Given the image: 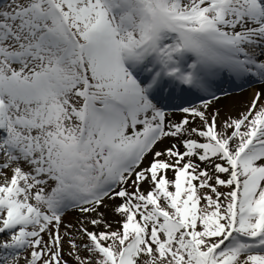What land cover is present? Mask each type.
Here are the masks:
<instances>
[{"label": "snow or ice", "instance_id": "snow-or-ice-1", "mask_svg": "<svg viewBox=\"0 0 264 264\" xmlns=\"http://www.w3.org/2000/svg\"><path fill=\"white\" fill-rule=\"evenodd\" d=\"M0 264H264V0H0Z\"/></svg>", "mask_w": 264, "mask_h": 264}, {"label": "bare ground", "instance_id": "bare-ground-1", "mask_svg": "<svg viewBox=\"0 0 264 264\" xmlns=\"http://www.w3.org/2000/svg\"><path fill=\"white\" fill-rule=\"evenodd\" d=\"M247 84L243 85L242 88L239 87H232L228 85L227 87L230 88H237V90H228L231 93V96H224L222 97L221 101L218 104V107L221 108L224 112H231V114L235 115L237 111L242 108L244 102H246L252 95L254 88L247 89L245 88ZM225 87V86H224ZM73 213L66 217V220L72 221L73 220Z\"/></svg>", "mask_w": 264, "mask_h": 264}, {"label": "rangeland", "instance_id": "rangeland-1", "mask_svg": "<svg viewBox=\"0 0 264 264\" xmlns=\"http://www.w3.org/2000/svg\"><path fill=\"white\" fill-rule=\"evenodd\" d=\"M250 89V86L248 87ZM73 213L71 210L69 211L68 215L70 216V214ZM68 215H67V218H68ZM77 215L76 213H73V220L71 222H75L76 221V218H77ZM65 222H69L68 220H66Z\"/></svg>", "mask_w": 264, "mask_h": 264}]
</instances>
